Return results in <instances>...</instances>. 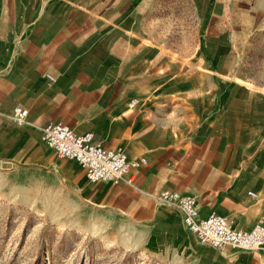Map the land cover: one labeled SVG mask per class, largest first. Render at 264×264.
Instances as JSON below:
<instances>
[{"label":"crops","instance_id":"crops-1","mask_svg":"<svg viewBox=\"0 0 264 264\" xmlns=\"http://www.w3.org/2000/svg\"><path fill=\"white\" fill-rule=\"evenodd\" d=\"M190 1L214 31L175 59L157 29L162 0H0V167L19 166L55 198L80 197L87 218L166 263L264 264V250L201 244L156 198L177 191L196 198L202 218L264 224V48L224 47L221 29L234 16L236 28L258 26V16L262 29L245 37L264 40V6L235 15L222 10L233 0ZM18 106L25 126L10 119ZM52 123L144 159L135 183H90L43 142Z\"/></svg>","mask_w":264,"mask_h":264},{"label":"rangeland","instance_id":"rangeland-1","mask_svg":"<svg viewBox=\"0 0 264 264\" xmlns=\"http://www.w3.org/2000/svg\"><path fill=\"white\" fill-rule=\"evenodd\" d=\"M162 1L157 29L169 48L163 50L181 59L178 53L195 51L209 39L214 22H199L190 0ZM263 6L264 0H233L231 7L222 10L236 15L246 9L254 15ZM236 18L221 24L226 36L222 45L243 53L253 44L264 48L259 33V39L245 37L246 31L262 29L260 17H252L259 20L258 26L243 23L239 28L235 27ZM21 173L19 166L0 167V264H173L135 250L129 232L103 230L101 222L85 216L80 197L70 199L62 192L55 198L35 177Z\"/></svg>","mask_w":264,"mask_h":264},{"label":"built area","instance_id":"built-area-1","mask_svg":"<svg viewBox=\"0 0 264 264\" xmlns=\"http://www.w3.org/2000/svg\"><path fill=\"white\" fill-rule=\"evenodd\" d=\"M50 82L56 79L48 75ZM134 100L132 104H136ZM29 112L18 106L10 116L18 126L28 123ZM42 140L55 150L58 159H69L77 162L84 170L90 183L108 182L114 186L122 183L133 185L137 170L145 160H130L127 151L122 147L110 148L96 139L94 133L77 134L63 123H52L42 128ZM156 198L177 208L184 219L187 229L198 241L217 250L227 247L242 251L264 250V224H256L252 229L237 227L226 217L212 213L206 218L200 216L195 197L183 195L177 191H161Z\"/></svg>","mask_w":264,"mask_h":264}]
</instances>
